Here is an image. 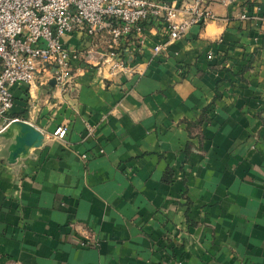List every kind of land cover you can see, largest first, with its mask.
<instances>
[{"label":"crops","instance_id":"crops-1","mask_svg":"<svg viewBox=\"0 0 264 264\" xmlns=\"http://www.w3.org/2000/svg\"><path fill=\"white\" fill-rule=\"evenodd\" d=\"M238 3L157 57L148 29L142 74L13 85L44 139L0 132V264H264V0Z\"/></svg>","mask_w":264,"mask_h":264},{"label":"built area","instance_id":"built-area-1","mask_svg":"<svg viewBox=\"0 0 264 264\" xmlns=\"http://www.w3.org/2000/svg\"><path fill=\"white\" fill-rule=\"evenodd\" d=\"M216 1L247 17L238 0H0V132L19 119L9 115L13 85L33 88L55 79L67 90L79 68L102 78L142 74L145 69L134 58L148 29L161 32L152 45L157 57L193 25L221 17L212 7ZM74 33L85 37L72 47L67 37ZM94 130L88 124L90 135ZM53 134L65 138L68 128L61 124Z\"/></svg>","mask_w":264,"mask_h":264},{"label":"water","instance_id":"water-1","mask_svg":"<svg viewBox=\"0 0 264 264\" xmlns=\"http://www.w3.org/2000/svg\"><path fill=\"white\" fill-rule=\"evenodd\" d=\"M51 81L54 82L55 79ZM15 121L21 125V134L18 137V146L14 150V156L24 151L27 146L41 144L44 139L43 131L31 122L24 119H17Z\"/></svg>","mask_w":264,"mask_h":264}]
</instances>
